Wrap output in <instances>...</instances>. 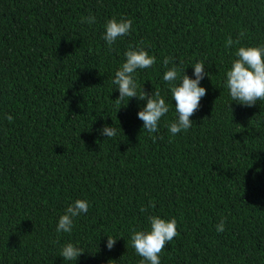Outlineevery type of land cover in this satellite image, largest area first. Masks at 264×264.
Listing matches in <instances>:
<instances>
[{
    "label": "trees",
    "instance_id": "1",
    "mask_svg": "<svg viewBox=\"0 0 264 264\" xmlns=\"http://www.w3.org/2000/svg\"><path fill=\"white\" fill-rule=\"evenodd\" d=\"M112 17L133 26L109 47ZM141 42L156 63L134 73L138 94L159 89L169 105L155 133L138 118L146 100L115 103V72ZM261 44L264 0H0V264H139L131 234L151 215L178 223L161 264H264V101L242 105L226 88L238 48ZM199 61L207 94L173 136L163 75L176 66V83L195 79ZM77 199L88 212L57 233ZM69 242L77 261L60 256Z\"/></svg>",
    "mask_w": 264,
    "mask_h": 264
},
{
    "label": "clouds",
    "instance_id": "2",
    "mask_svg": "<svg viewBox=\"0 0 264 264\" xmlns=\"http://www.w3.org/2000/svg\"><path fill=\"white\" fill-rule=\"evenodd\" d=\"M95 20L94 15L81 18L82 23L87 22L89 25L95 23ZM132 26L133 21L131 19L112 17L104 25L103 39L111 47L118 38L129 35ZM240 36L243 37V33ZM234 43L238 45L240 40L234 41L229 37L227 46L231 47ZM235 56L237 59L232 61L231 68L226 73V88L229 91L231 100L245 106H254L257 101H264V44L259 46H240L235 52ZM124 57L125 61L115 72V77L112 81L119 90V97L115 99V103L119 106L126 98L128 102L133 97L146 100V106L142 107L138 112V118L143 121L142 131L155 133L158 131L161 118L169 112V105L159 89H155L151 95L144 90L138 94V85L134 78V73L137 69L151 68L156 63V57L149 55L142 42L136 46L129 45L124 52ZM169 62L170 59L165 57L164 66L167 67ZM193 68L195 79L184 71L179 83H176L178 67L173 66L163 75V80L170 85L172 100L175 101L177 116L174 121L168 124L169 131L173 136L181 131H187L193 126L191 117L199 109L201 99L207 94L206 88L200 86L205 75L210 76V74L205 72V64L203 61H199L193 65ZM7 120L12 122L13 117L8 115ZM100 132L107 138H113L117 135V129L114 125H105ZM89 206L88 201L84 199H77L69 204L65 213L59 218L56 232L70 234L73 231L75 218L82 213H87ZM149 206L154 208V202H150ZM148 220L150 222L149 228L132 231L130 244L135 252L142 257L139 264H161L160 254L166 245L179 235L178 223L175 217L164 219L159 215H151ZM225 223L226 217L222 218L219 224L216 225V231L224 232ZM116 241L113 237L108 236L107 248L111 250L115 246ZM56 242L58 243L59 241ZM83 253L84 251L80 247L75 246L71 242L64 244L60 249V256L66 261H77ZM113 261H109V264H112Z\"/></svg>",
    "mask_w": 264,
    "mask_h": 264
}]
</instances>
